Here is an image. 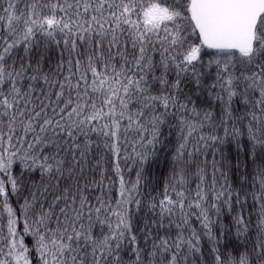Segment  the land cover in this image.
<instances>
[{
	"label": "snow or ice",
	"instance_id": "obj_1",
	"mask_svg": "<svg viewBox=\"0 0 264 264\" xmlns=\"http://www.w3.org/2000/svg\"><path fill=\"white\" fill-rule=\"evenodd\" d=\"M0 264H264V0H0Z\"/></svg>",
	"mask_w": 264,
	"mask_h": 264
}]
</instances>
